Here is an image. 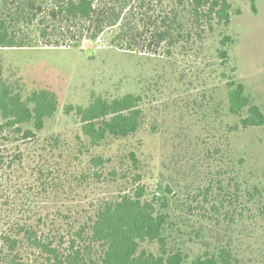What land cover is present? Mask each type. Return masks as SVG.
I'll use <instances>...</instances> for the list:
<instances>
[{
    "label": "trees",
    "instance_id": "trees-1",
    "mask_svg": "<svg viewBox=\"0 0 264 264\" xmlns=\"http://www.w3.org/2000/svg\"><path fill=\"white\" fill-rule=\"evenodd\" d=\"M234 14L240 10L230 0H0V48L80 50L85 40L111 32L112 45L142 43L173 58L204 52L218 31L214 55L224 65L236 42L225 32ZM224 77L227 113L239 119L227 130L264 127V111L245 84L234 74ZM59 104L56 91L18 87L0 71V264H247L226 243L189 259L173 243L177 223L167 195L148 190L137 153L129 152L128 167L126 158L117 167L111 157L91 153L147 123L142 93L93 94L86 105H68L65 113L79 123L72 146L59 134H39ZM228 178L240 190L237 175ZM91 180L101 191L71 199L77 186L92 187ZM218 182L224 190V178ZM252 190L253 197L261 192L256 185ZM231 194L222 201L238 203Z\"/></svg>",
    "mask_w": 264,
    "mask_h": 264
},
{
    "label": "rangeland",
    "instance_id": "rangeland-1",
    "mask_svg": "<svg viewBox=\"0 0 264 264\" xmlns=\"http://www.w3.org/2000/svg\"><path fill=\"white\" fill-rule=\"evenodd\" d=\"M230 1L240 14H234L225 29L236 42L224 65L214 55L218 31L204 52L176 53L173 58L145 43L132 49L112 45L113 33L106 32L96 41L85 40L80 50L0 48V71L18 87H47L58 93L59 109L39 134H59L70 146L76 144L79 123L65 113L68 105H86L93 94L113 98L142 93L150 113L147 123L128 138L90 148L91 153L111 157L117 167L120 158H126L123 165L128 167L129 152L137 153L148 190L167 195L177 223L173 243L189 259L226 243L245 263L260 264L264 261V127L227 130L239 119L227 113L224 75H236L264 111V0ZM229 173L237 175L240 190ZM222 178L224 190L218 182ZM91 184L88 188L75 183L71 199H88L91 188L93 196L101 191L94 181ZM254 185L261 192L253 197L249 192ZM167 186L172 193L166 192ZM231 193L239 195L238 203L222 201L225 195L234 197Z\"/></svg>",
    "mask_w": 264,
    "mask_h": 264
},
{
    "label": "water",
    "instance_id": "water-1",
    "mask_svg": "<svg viewBox=\"0 0 264 264\" xmlns=\"http://www.w3.org/2000/svg\"><path fill=\"white\" fill-rule=\"evenodd\" d=\"M160 194H163V191H159Z\"/></svg>",
    "mask_w": 264,
    "mask_h": 264
}]
</instances>
